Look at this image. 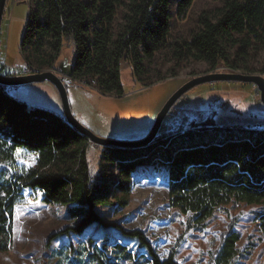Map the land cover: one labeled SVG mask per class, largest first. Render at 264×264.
Instances as JSON below:
<instances>
[{
    "label": "trees",
    "instance_id": "trees-1",
    "mask_svg": "<svg viewBox=\"0 0 264 264\" xmlns=\"http://www.w3.org/2000/svg\"><path fill=\"white\" fill-rule=\"evenodd\" d=\"M171 1L22 0L28 17L20 55L26 66L44 72L54 70L62 50L70 49V80L94 81L98 93L116 97L123 94L122 62L148 87L153 77L165 79L155 69L163 54L175 67L190 61L205 63L209 72L223 65L232 73L264 75V62L259 70L253 66L264 54V0H217L215 8L200 13L189 40L172 38ZM194 1L177 0V21L185 20ZM2 70L0 61V74ZM4 89L0 86V159L9 166L0 171V253L12 245L14 209L24 192L39 195L46 205L66 207L71 219H79L74 232L90 224L120 229L104 222L97 209L128 206L138 166L166 169L170 208L185 219L187 230L204 227L227 206L243 204L258 208L249 221L264 237V115L231 108L225 101L205 123L199 122V112L181 111L168 116L144 148L99 147L92 174L87 154L94 145L60 116L28 110ZM18 149L33 158V166L16 169ZM120 231L136 240L145 254L134 258L121 244L88 241L82 247L85 258L111 264L113 252L129 264H179L173 253L160 261L141 231ZM239 241L240 233L229 229L214 264H231Z\"/></svg>",
    "mask_w": 264,
    "mask_h": 264
},
{
    "label": "rangeland",
    "instance_id": "rangeland-1",
    "mask_svg": "<svg viewBox=\"0 0 264 264\" xmlns=\"http://www.w3.org/2000/svg\"><path fill=\"white\" fill-rule=\"evenodd\" d=\"M21 2L7 0L5 6L0 29V59L6 62V67L1 71L3 75L8 74L12 67L11 75L18 74L25 66L19 47L25 32L28 8ZM176 2L171 1V35L175 39L187 40L198 27L200 13L218 5L217 0H195L185 20L177 21ZM72 58L71 50L64 49L59 62L66 60L71 64ZM263 62L264 54L261 53L253 63L254 68L259 70ZM155 66L165 79L157 81L153 77L151 85L145 87L135 80L129 64L122 62L120 81L123 94L120 97L101 95L92 86L70 81L67 95L72 115L84 128L101 138L120 142L139 141L147 136L156 114L176 90L194 77L212 73L205 63L186 61L175 67L164 54L158 56ZM171 70H174L175 76H171ZM214 72L232 73L223 65ZM235 73L247 74L243 71ZM4 91L29 108L62 115L59 95L48 82L5 88ZM221 101L231 108L238 107L264 115V106L260 103L255 86L218 83L191 90L175 104L168 116L190 110L199 112V122L205 123L219 111L217 109ZM100 148L95 146L88 150L92 174L97 170ZM33 165L32 157L15 154L16 169L24 170ZM8 166L7 160L0 159V171ZM131 184L132 192L127 207L107 206L97 209L104 222L115 224L120 229L90 224L74 232L72 229L79 219H71L66 207L46 205L39 195L24 192L23 200L14 209L12 245L8 252L0 253V264H97L95 259H86L82 251L83 244H88V241L97 244L105 242L108 246L121 244L134 258L144 255L145 250L138 242L125 237L120 230L141 231L160 261L167 260L173 253L179 264H214L215 255L229 229L240 233L237 253L231 264H264V237L249 221L251 214L258 210L257 207L232 204L207 221L204 227H189L187 230L185 219H180L170 208L165 168L138 166L132 175ZM65 229L68 232L59 233ZM54 234L55 237L46 246L48 238ZM111 257V264H129L117 253L112 252ZM107 261L102 258L98 264H109Z\"/></svg>",
    "mask_w": 264,
    "mask_h": 264
},
{
    "label": "water",
    "instance_id": "water-1",
    "mask_svg": "<svg viewBox=\"0 0 264 264\" xmlns=\"http://www.w3.org/2000/svg\"><path fill=\"white\" fill-rule=\"evenodd\" d=\"M7 0H0V29L2 19L4 17L5 6ZM23 39V37H22ZM21 39V41H22ZM72 65L66 60H62L56 64L54 70L36 72L27 76H10L0 74V86L3 88L20 87L32 84H40L44 82L50 83L57 91L62 107V118L64 122L73 128L78 134L88 140L94 146L101 148H117V149H139L151 144L156 138L158 132L162 128L167 116L175 104L191 90L204 85H212L218 83L227 84H249L256 87L260 103L264 106V76L258 74L245 73H209L203 76L194 77L178 90H176L163 104L159 112L156 114L154 122L147 136L144 139L134 142H120L104 139L94 135L84 128L72 115L68 102L67 89L70 87Z\"/></svg>",
    "mask_w": 264,
    "mask_h": 264
},
{
    "label": "built area",
    "instance_id": "built-area-1",
    "mask_svg": "<svg viewBox=\"0 0 264 264\" xmlns=\"http://www.w3.org/2000/svg\"><path fill=\"white\" fill-rule=\"evenodd\" d=\"M36 72H38V71H35V70H33V69H31V68H29L28 66H24L23 67V69H21L19 72H18V74H13V75H11V74H9L10 76H16V75H19V76H27V75H31V74H34V73H36ZM76 83H79V82H76ZM81 84V83H80ZM82 84H84V83H82ZM85 86H88L89 85V87H95V82L94 81H92L90 84H87V83H85L84 84ZM96 90V89H95ZM27 109L29 110L30 108L29 107H27Z\"/></svg>",
    "mask_w": 264,
    "mask_h": 264
},
{
    "label": "crops",
    "instance_id": "crops-1",
    "mask_svg": "<svg viewBox=\"0 0 264 264\" xmlns=\"http://www.w3.org/2000/svg\"><path fill=\"white\" fill-rule=\"evenodd\" d=\"M19 1V0H18ZM18 1L16 0V3H18ZM21 1V0H20ZM19 52H20V49H19ZM2 59H0V61H1ZM2 64H3V68H5L6 67V62H5V60H2V62H1ZM17 68V67H16ZM12 69H14V67H12V68H10L9 69V71H8V73L9 74H12ZM27 107H29V106H27ZM56 116H60L61 118H62V115H60V114H58V113H54Z\"/></svg>",
    "mask_w": 264,
    "mask_h": 264
},
{
    "label": "snow or ice",
    "instance_id": "snow-or-ice-1",
    "mask_svg": "<svg viewBox=\"0 0 264 264\" xmlns=\"http://www.w3.org/2000/svg\"><path fill=\"white\" fill-rule=\"evenodd\" d=\"M19 152H20V150L18 149V150H17V155H19Z\"/></svg>",
    "mask_w": 264,
    "mask_h": 264
}]
</instances>
